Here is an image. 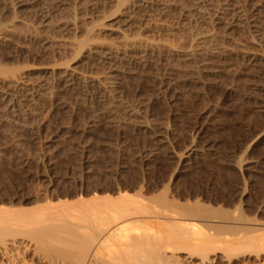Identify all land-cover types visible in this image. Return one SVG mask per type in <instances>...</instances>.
I'll use <instances>...</instances> for the list:
<instances>
[{
  "label": "rangeland",
  "instance_id": "374dc122",
  "mask_svg": "<svg viewBox=\"0 0 264 264\" xmlns=\"http://www.w3.org/2000/svg\"><path fill=\"white\" fill-rule=\"evenodd\" d=\"M95 197L179 264H264V0H0V208Z\"/></svg>",
  "mask_w": 264,
  "mask_h": 264
},
{
  "label": "bare ground",
  "instance_id": "6f19581e",
  "mask_svg": "<svg viewBox=\"0 0 264 264\" xmlns=\"http://www.w3.org/2000/svg\"><path fill=\"white\" fill-rule=\"evenodd\" d=\"M94 200L100 203L90 211L85 212L87 210L79 203L71 206V214L63 212L65 207L62 209L47 201L29 211L0 208V264H25L23 254L34 233L38 234L34 236L35 242L36 237H40L35 243H39V250L44 247L47 252L68 246L76 248L80 255L77 264H179L174 254L165 257L156 246L157 236L164 235L159 210L141 201L128 202L125 209H118L113 208L107 198L95 197ZM98 206L102 207L100 213L94 211ZM31 234L32 237L27 238ZM106 249L109 252L102 258L100 254ZM170 251L175 253L176 248ZM193 253L190 251L191 255ZM44 260L45 264H68L67 260Z\"/></svg>",
  "mask_w": 264,
  "mask_h": 264
}]
</instances>
